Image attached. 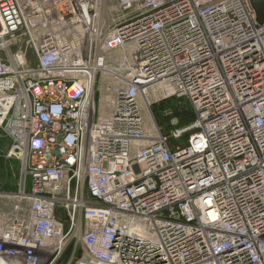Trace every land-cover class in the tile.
<instances>
[{
    "label": "built area",
    "instance_id": "1",
    "mask_svg": "<svg viewBox=\"0 0 264 264\" xmlns=\"http://www.w3.org/2000/svg\"><path fill=\"white\" fill-rule=\"evenodd\" d=\"M126 50L135 67L109 69ZM158 82L193 108L172 132L193 129L186 144L147 132L139 100ZM2 136L21 176L0 190L14 202L0 264H58L74 231L84 252L66 264H264V24L250 0H0Z\"/></svg>",
    "mask_w": 264,
    "mask_h": 264
},
{
    "label": "rangeland",
    "instance_id": "2",
    "mask_svg": "<svg viewBox=\"0 0 264 264\" xmlns=\"http://www.w3.org/2000/svg\"><path fill=\"white\" fill-rule=\"evenodd\" d=\"M153 113L155 115L156 122L160 130L166 134L171 135V142L177 143L179 145L186 144L187 138L193 129H189L184 132L181 137H174L172 132L175 129H183L191 125L194 119V111L190 102L185 98H180L176 96H166L162 99L157 100L151 106ZM103 115V114H102ZM2 138V143L0 145V153L4 155L9 147V140L5 143L6 139L4 136ZM2 169V170H1ZM20 172V162L17 160H4L0 159V182L1 180L6 181L8 184L17 181ZM27 189H30L31 179L27 178ZM67 219V218H66ZM84 252L82 244L79 238L78 231H74L72 239L70 240L64 254L58 262V264H66V261L71 256H79Z\"/></svg>",
    "mask_w": 264,
    "mask_h": 264
},
{
    "label": "bare ground",
    "instance_id": "3",
    "mask_svg": "<svg viewBox=\"0 0 264 264\" xmlns=\"http://www.w3.org/2000/svg\"><path fill=\"white\" fill-rule=\"evenodd\" d=\"M117 58L113 56L109 57L107 61V67L113 71L126 69L128 67H135L136 65V56L133 54V52L130 51H122L116 54ZM127 57V60L124 59ZM111 80L110 77L107 75H104L103 79V85L102 89L104 91V97H103V105L101 113L103 115H107L109 113V109L111 106V103L113 101V94L109 90L107 91V81ZM168 95L167 92V85L163 82H158L155 85H153L150 89L148 94L143 95L140 100V106L141 110L144 116L145 125L147 128V132L149 134H152L155 129H159V126L156 122L155 115L153 113V110L150 109V105L155 103L157 100L162 99Z\"/></svg>",
    "mask_w": 264,
    "mask_h": 264
},
{
    "label": "crops",
    "instance_id": "4",
    "mask_svg": "<svg viewBox=\"0 0 264 264\" xmlns=\"http://www.w3.org/2000/svg\"><path fill=\"white\" fill-rule=\"evenodd\" d=\"M5 139H6V137H5ZM7 141L8 140L6 139L5 143ZM1 158L6 160V161L12 160V159H5L4 157H0V159ZM20 176H21V172H19L18 180L14 181V182H12L10 184H8L4 180H1V182H0V190L13 191V192L18 191L19 185H20ZM13 205H14V202L11 201V200H8V199H3V200L0 201V220L5 219V218L9 217L10 215L14 214ZM57 216H58L59 219H61L66 224V227L68 228V223H67L65 211L63 209L59 208L57 210Z\"/></svg>",
    "mask_w": 264,
    "mask_h": 264
},
{
    "label": "water",
    "instance_id": "5",
    "mask_svg": "<svg viewBox=\"0 0 264 264\" xmlns=\"http://www.w3.org/2000/svg\"><path fill=\"white\" fill-rule=\"evenodd\" d=\"M250 3L256 13L257 23L264 24V0H250Z\"/></svg>",
    "mask_w": 264,
    "mask_h": 264
},
{
    "label": "trees",
    "instance_id": "6",
    "mask_svg": "<svg viewBox=\"0 0 264 264\" xmlns=\"http://www.w3.org/2000/svg\"><path fill=\"white\" fill-rule=\"evenodd\" d=\"M193 120H194V119H193ZM193 120H192V121H193Z\"/></svg>",
    "mask_w": 264,
    "mask_h": 264
}]
</instances>
